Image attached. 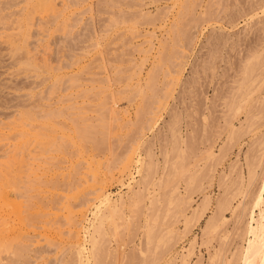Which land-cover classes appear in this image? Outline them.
<instances>
[{
    "label": "rangeland",
    "instance_id": "374dc122",
    "mask_svg": "<svg viewBox=\"0 0 264 264\" xmlns=\"http://www.w3.org/2000/svg\"><path fill=\"white\" fill-rule=\"evenodd\" d=\"M128 1H133L132 5L138 4L139 7H130L127 0H53L54 12H31L32 19L26 35H23L18 27L30 14L29 7L35 0H0V194L5 198H0V219L7 217L8 219L3 218L4 221L13 220V223L9 222V225L12 224L9 227L13 228L15 225L14 232L7 234L8 239L3 236L6 242L10 241L9 245L8 242L6 244L8 246H5V241L0 237V242L3 240L4 244L0 243L1 247L5 246L0 248V264H73L70 263L73 256L69 246L74 239L70 237V233L77 231L81 240L84 239L89 221L93 220L94 206L97 205L95 193L105 192L113 200L119 195L126 198L128 171L120 172L117 169L105 174L104 165L112 158L111 153L121 154L132 146L128 170H131L134 179L138 180L137 170L141 167V150L145 142L150 140L153 143L155 159L162 161L160 150L170 141L166 130L170 115L179 118L180 134L184 140L187 138L188 148L193 145L195 150H190L193 153L187 150L186 154L189 156L192 153V160L197 161L194 166L198 171L196 183L202 180L200 178H203L207 171L210 170L211 174L209 183H203L204 189L194 187L195 189L190 191L191 207H197L203 196L209 197L210 203L199 221H192L186 232L184 217L179 214L172 217V211L169 212L170 216L166 217L168 207L165 203L162 204L161 222L173 223L177 236L171 250L158 264H165L169 258H174L176 264H208L209 254L220 248V239L218 238L217 242L216 236L220 237L221 234H212V237L216 235L214 238L211 235L204 238L201 229L212 215L216 199L222 194L223 189L219 188L218 183L219 176L228 175L229 164L236 160L235 168H241L247 176L244 156L250 146L253 147L250 150L251 157L263 153L264 158V150H258V144L261 141L264 143V105L259 104L264 96V78L259 82L262 85L261 92L259 89L260 93L257 91L253 94L254 97L252 96L253 100L259 98L258 101L254 100L257 106L251 104L252 109L248 104L238 119L233 121V124L239 127L250 109L260 111L256 113L258 116L255 111H251L254 117H251L250 113L253 119L248 127L252 129L249 128L248 133L241 135L232 144L229 143L218 161L210 162L205 157L206 151L219 154V149L225 142L226 132H221V129L224 126V113L228 117L226 103L230 102L231 92L242 82L244 71L241 68H244L251 54H264V7H259V3L264 0H195L199 20L187 27L190 39L187 41L184 37L183 41L179 40L176 45L172 37L175 33L168 36V30L180 9L173 0ZM139 10L156 19L159 18L158 13L162 12L163 20H156L153 24L145 22L136 15ZM130 11L135 15L136 20L132 16L135 21H131ZM108 25L107 37L104 29ZM112 25L115 28H111ZM133 32L130 36L134 39L131 37V41L128 34ZM170 37L172 41H169ZM146 40H151V49L148 48L147 42L143 43ZM164 40L170 42L167 43L169 49L165 50L167 56L166 52L164 56L159 53L161 48L158 45ZM15 45L19 47L17 52L11 49ZM123 49L130 53L127 60L130 58L131 64V61H134L135 65L139 62L136 66L141 67H137L136 71L141 72L142 79L156 63L154 76L157 80L152 88L145 92V99L156 92L153 100L150 96L146 103L153 102L155 95L161 97L165 87L169 86V93L166 98L160 100L161 104L150 106L152 109L157 108V112L153 111L156 112L154 117L157 123L152 129H141L135 120V112L143 97L130 98L126 97L127 95L115 94L111 109L116 121H110L111 134L107 141L96 149L91 141L79 137L78 130L87 125L96 128L99 125L96 119L101 113L107 119L108 111L98 110L96 106V92L107 87L111 93H116L118 89L125 87L124 76L129 73L121 67L125 66L130 70L131 64L125 62L124 57L127 54L123 55L126 52ZM144 50H147L146 54ZM105 51L109 52L106 54ZM117 53L123 56L115 58ZM156 55L158 57L154 59ZM118 58L124 59V62L121 63ZM158 58L165 63H161L159 68L156 62L159 61ZM163 59L169 61L165 62ZM134 64L131 67H134ZM169 69L177 70L178 73L167 76L164 73ZM118 70H124L126 75L123 72L124 75L118 76ZM93 74L95 82L91 79ZM116 75L119 78L123 76L125 81L118 79L116 84V80H113ZM98 79L108 82L103 83ZM114 82L116 85L112 84ZM259 84L257 87H260ZM238 93L239 91L235 96ZM258 106H262V109ZM151 116L152 114H148L145 117ZM101 136L98 133L91 135L92 138L98 139ZM175 155L177 156L173 153L171 158ZM256 172L259 177L252 182L249 192L258 186L261 169L258 168ZM93 173L95 180L92 178ZM160 175L161 166L155 177ZM185 186L184 180L177 182L178 192L182 196L187 193ZM154 189V186L150 187L149 192ZM3 199L7 200V204L2 203ZM236 205L237 203L234 204ZM185 213L189 216L191 208H186ZM235 215H238V210ZM226 217L229 222L227 228L233 232L234 221L238 218H233L231 211ZM144 220L142 212L130 213L125 209L122 218L116 219L117 227L113 230L115 234L108 229L109 223H105V246L108 255L103 251L102 264H141L138 248L143 242ZM162 228L160 235L166 232L165 227ZM20 242L27 248H24L25 251L23 248L18 250ZM233 242L238 243L239 238ZM160 244L161 247L163 245L160 242L157 251L161 249ZM190 244H193L192 253L186 262L182 263L180 255ZM16 245L18 249H15ZM231 248L232 246L229 251L225 248L222 252L228 255ZM13 250L17 252L14 253ZM15 254L18 256H14ZM147 261L150 259L147 258Z\"/></svg>",
    "mask_w": 264,
    "mask_h": 264
},
{
    "label": "bare ground",
    "instance_id": "6f19581e",
    "mask_svg": "<svg viewBox=\"0 0 264 264\" xmlns=\"http://www.w3.org/2000/svg\"><path fill=\"white\" fill-rule=\"evenodd\" d=\"M120 1H122V0H120ZM170 1H172V0H170ZM127 2H129V1L127 0ZM131 2L134 3L133 1H131ZM131 2H129L130 7L132 5ZM173 2H175V5H178V8H180V9H179V12H177L178 15L176 16L175 21L173 20V23H172L170 29L168 30L169 31L168 36H172V34L175 33L172 37H173V40L175 43V44L174 43L173 44L176 45L184 37L186 38L187 41L190 39V35L187 34V27L189 26L190 23L191 24L197 23L199 20V16L196 15L195 7L197 6V4H196L195 0H173ZM53 3H54L53 0H35V3H32V5L30 4L32 6V7L31 6L29 7L31 9V11H29L30 14L28 13L29 15L25 19L23 17L22 18V19H24L23 23H21L20 26L18 25L19 26L18 29L21 31V33H23V35H26V32L28 30V26H29V22L32 19L31 12L34 13V12H37L38 10L39 11H50V12L53 10V12H54L55 4H53ZM135 3H136V1H135ZM129 5H127V6H129ZM134 5H132V6L136 7L138 4L136 6H134ZM133 7H132V9H133ZM138 7H139V5H138ZM259 7L260 8L264 7V1L259 3ZM128 9H130V8H128ZM162 9H160V11H162ZM167 9H168V7H167ZM163 11H165V9H163ZM157 12H159V11H157ZM162 12L158 13L159 14L158 19H156L153 16H149L148 14H143V12H140V10H139V13H138V11H137V13L136 12L135 13L139 18H141L145 22H150L153 24V22H155L156 20H160V21H161V19L163 20L162 14H164V13H162ZM165 13H167V12H165ZM158 14H156V15H158ZM160 14H161L162 18L160 17ZM167 15H168V13H167ZM167 15H165V17H168ZM198 15H199V13H198ZM129 16H130V19L132 18V16L135 19V15L134 14L132 15L131 11L129 13ZM138 17H137V20H138ZM133 18L131 19V21L136 20V19L134 20ZM166 19L167 18H165V22H166ZM113 22H118V21H113ZM166 25H168V24H166ZM164 26H165V24H164ZM106 27L109 28V25L105 26V29H104V31L106 32L105 35L107 36ZM111 28H115V27H113V25H112ZM124 34H125V32H124ZM133 34H134V32L130 33L128 35L130 36ZM166 34H167V32H166ZM188 35H189V37H188ZM117 37H120V36H117ZM131 37L132 36H130V39H131ZM126 39H127V37H126ZM132 39H134V37H132ZM132 39H131V41H132ZM169 39H171V37ZM166 40H164V41H166ZM164 41H161L160 45H158L159 48H161L159 53L161 55L163 54V56L165 55V52L170 47L169 46L167 48V45H168L167 43H170V42H167L168 40L166 42H164ZM169 41H172V39ZM145 42H147V44H149L148 48L151 49V40H146L143 43H145ZM132 47L133 46H131V49H132ZM17 48H19V47L17 45H15L11 49H13L14 52H17ZM148 48H146V49L148 50ZM159 48H157V49L159 50ZM105 49L107 50L106 47H105ZM104 50H103V52H104ZM112 50H114V49H112ZM123 50H124V52L126 51L125 49H123ZM123 50H122V52H123ZM132 50H134V49H132ZM146 51L144 50L143 52L145 53ZM107 52H109V51H107ZM107 52L105 51L106 54H107ZM148 52H150V50ZM120 53H117L119 55L116 54L114 57L115 58H116V56L119 57L122 54V53L121 54ZM156 53H158V52H156ZM125 54H127V56L124 57L125 62L128 61L130 63V61H129L130 58H128V60H127V57H129L128 55L130 53L129 52L127 53V51H126L123 55L125 56ZM160 54H157V55L159 56ZM123 55H121V56H123ZM157 55L154 57V59L158 57ZM161 55H160V57H162ZM251 55L252 56L248 59L247 63L243 66L244 68H241V70L244 71V73L242 71V73L244 74L242 82L239 84L238 87H235L234 91L232 90L234 93L231 92V96L229 97L230 102L226 103L227 111H228V117L224 113V119H223L224 126L221 129V132H223V131L226 132L225 142L220 147L219 154H215L211 151H206L205 157L210 162L218 161L220 159L221 154L224 152L225 147L229 143L232 144L241 135L248 133L249 128H251V127H248L250 120L253 119L251 117H254L253 114L251 113V111H253V110H251V109H250V111H248L245 114V118L243 119V121L240 122L239 127H236L233 124L234 119H236L239 116L241 111L245 110V108H246V106H248V104H250V105L255 104V102H254L255 99L254 100L252 99L254 97L253 94H255L257 91H258V93L261 92L260 88H262V85L259 84V82H261L260 80H262L264 78V54L261 53L259 55H253V54H251ZM166 56H167V52H166ZM172 56H174V55H172ZM248 56H250V54ZM114 57L112 59H114ZM121 58H118V59H120L121 63H122V62H124V59L122 60ZM164 58H166V57H164ZM142 59L140 62H142ZM159 59H161V58H158V60ZM167 59H170V58H167ZM120 60L118 62H120ZM163 60H165V59H163ZM159 61H156L160 64V65H158V63H157L158 68H159V66H162L163 64H165V63H163L164 61H160V62ZM166 61H169V60H165V62ZM115 62H116V60H115ZM128 62H126V63H128ZM131 62H133L132 64H134V61H131ZM144 63H145V60H144ZM161 63H162V65H161ZM28 64H31V63H28ZM153 64H154V62H153ZM26 65H27V63H26ZM131 65H130V67H131ZM136 65L134 64V67H131V68L129 67L130 70H127L125 68V66L121 67V68H124L125 71H127L129 73V74H127V76H124V77H126V82H125L126 85H124L126 87V88L124 87L125 89L124 88L121 90L118 89L116 91V93H115V91L111 93L107 87H105V89H104V88H101L102 86L100 85L101 86L100 88L102 90L100 92L98 91L99 93L96 92L98 95L95 94V96H97L96 106H97L98 110H107L109 115L107 114V119L103 113L99 114L98 117L96 116L97 117L96 120L99 121V125L96 128L91 126V125H87L86 127L82 128V130L80 129L78 131H79V137L81 139H88L89 141H91V143L94 144V147L96 149L98 147L102 146L103 143H105L107 141L108 136L111 134L110 121H116L114 119L115 116H112V114L114 113L113 109H111L112 106L114 105L113 96H115V94L127 95L126 97H130V98L135 97V96L143 97L140 99V103H139V106L141 105V108H139V106H138V108L135 112V120L137 123L140 124L141 129H144V128L152 129L155 126V124L157 123L155 121L156 119L154 117L155 113L157 112V110H156L157 108L152 109V107H150V106H152L153 104H158L161 99H164L167 97V95L169 93V91H168L169 86L165 87V91L163 92L161 97H160V95H155L156 99L153 102L146 103L145 101H147V98H149L151 95L149 97L146 95L147 97L145 99L144 94H145V92H148L150 88H152V86L156 83V80H157V79L155 80V76H154V72H156L154 65H156V63L153 65V67H151L150 70H148V73L144 79L141 78V72L139 70H138L139 73L136 71L137 67L139 66V65L138 66H136ZM135 66H136V68H135ZM29 67H31V66H29ZM140 67H138V68H140ZM31 68L35 69V67H31ZM121 68L118 66V69L120 71L122 70ZM127 68H128V66H127ZM161 69H162V67H161ZM116 70H117V68H115V71ZM119 70L117 71V72H119V73H117V75L118 74L124 75V73L126 75V72H124V70H123L124 73L120 72ZM142 70H143V68H142ZM157 71H158V69H157ZM174 73L176 74V73H178V71L169 69L164 74H166L167 76L168 75L170 76L171 74H174ZM73 76H75V74ZM114 76H115V74H114ZM118 76L116 77L117 79L115 77L113 78L114 81L116 80V84H117L118 79L124 80L122 78L123 76L121 78H119ZM93 77H94V74L91 77V79H94L93 81L95 82V78H93ZM74 78H73V80H74ZM88 78H87V80H88ZM69 79H70V77H69ZM76 79H75V82L72 81L74 84L76 83ZM91 79L89 78L90 81H91ZM100 80L98 79V81H100ZM121 80H120V82L124 83L125 80L124 81H121ZM93 81H91V82H93ZM96 81H97V79H96ZM101 81H103V83L108 82L106 80H101ZM77 82H78V79H77ZM109 82H111V81H109ZM238 82H239V80H238ZM257 82H258L260 87H257V85H258ZM255 83H256V86H255ZM78 84H76V85L79 87L80 84L79 85ZM112 84H115V82ZM120 85H118V86H120ZM155 89H156V87H155ZM259 89H260V92H259ZM263 90H264V87H263L262 91ZM238 91H239L238 95L235 96ZM155 92H154V94H155ZM52 93H51V95H52ZM263 93H264V91L262 92V94ZM154 94L151 96L152 100H153ZM48 97H50V96H48ZM263 97H261V99L259 101V104L261 103L262 106L264 105V99H262ZM256 98L257 99L255 101H258L259 98L258 97H256ZM95 99H96V97H95ZM237 99H238V101L236 102ZM150 100H148V101H150ZM159 104H161V103H159ZM252 105L249 107H252V109H253ZM255 105L257 106V104H255ZM258 107L261 108L260 106H258ZM259 108H258V110H259ZM255 109H257V108L255 107ZM154 110H156L155 113H153ZM254 111H253V113H254ZM263 111H264V109H263ZM258 112L260 113V111H255V114ZM250 113H251V117H250ZM148 114H152V116L151 117H145ZM256 115L258 116L259 114H256ZM262 115H263V112H262ZM170 116H171L170 117L171 119H169V121L166 123L167 124L166 130L168 132L170 141L166 142L163 149L160 150V156H161L162 161L158 162V160L155 159V153L152 150L153 143L150 140L145 142V144H143V148L141 150V153L143 155V158H142V161L140 164L141 167H140V169L137 170V174L139 177L138 180H135L134 177L132 176V171L128 170L130 167V162H131L130 153L132 152L131 149L133 147L130 146L129 148H126V150L121 154L120 153L119 154H116V153L112 154L111 153L110 157H112V158L111 159L109 158V160H107L106 164L104 165L105 174L110 173L111 171H114L117 169L120 172L128 171L129 182L126 185V189H127L126 198H124V196H122V195H119V196H117V199L113 200L111 198V196H109L105 192L99 191V192L95 193L94 199H96L97 205L94 206V211L92 212L93 220L91 222L89 221V227L85 231L86 235H85L84 239L81 240V236L77 233V231L70 233V235H71L70 237H72L74 239L72 244H70V246H69L70 252H71L70 254L73 256V260L70 263H73V264H102L103 263V251H104V254L108 255L107 254L108 252L106 251V246H105V239H106V235H107V233H106L107 228L105 227V223L106 222L109 223L108 229L112 232V234H115V232L113 230L117 227L116 219L120 220L122 218L124 212H125V209H127L128 212H130V213L140 211L144 214L145 220H144V226L142 227L143 242L140 244V248H138L139 255L141 256V259H142L141 264H158L163 259V256L171 250L173 243L175 241V237L177 236V231L173 228V223L168 224L170 222L169 221V222H167V224H168L167 225L166 222L165 223L161 222V212L160 211H161L162 204L165 203L166 206L168 207V211L165 213L166 217L170 216L169 212H171V211L174 212V214L172 213L173 215H171L172 217L176 216V214H179V215L184 217V222H185L184 231L185 232L189 229V225L191 224L192 221H199V219L206 212L207 208L209 207L210 198L207 196H203L201 203L197 207L193 208V207H191L190 191L194 187L199 188V189H204L203 183H209V179L211 177L210 170L207 171V174H205L203 178H200V179H202L201 181L196 183V179H197L196 177L198 176V174H197L198 171H196L194 169V166H195V164H197V161L195 162V160H192V158L190 156L193 153L192 151H190L193 148L192 147L193 145H190L191 148L190 147L188 148L187 142H186L187 138H186V140H184L183 137L181 136L180 131H179V121H178L179 118L174 116V115H170ZM259 118H263V117H259ZM254 120H256V119H254ZM239 121H240V119H239ZM254 123L255 122H253V124ZM250 125H252V123ZM252 127H253V125H252ZM97 133L101 134L102 138L100 137V139H98L97 137H94L95 138L94 139L91 137L92 134L95 135ZM262 140H264V139L262 138ZM251 143L255 144L256 142L255 143L251 142ZM252 148L253 147L250 146L249 150L246 152V154L244 156V165H245V168L247 171V176L244 175L241 168H239V169L235 168L237 160L233 161L229 164L230 172L228 175L221 174L219 176L218 183H219V188L223 189L222 194L219 195V197L216 199L212 215L206 221L205 226L201 229L202 237H204V238H206L210 235L212 237V234H216V235H217V233H218V235L221 234L220 237L213 235L214 237L215 236L217 237V239L215 238L217 240V242L220 239V242H219L220 244L218 243L219 244L218 247L220 246V248L215 249V251L213 249L214 253L211 255L209 254L208 261H207L208 264H264V158H262L263 153H261L257 157H255V156L251 157L250 154L252 151H250V150ZM258 148H256V149H258L260 151L264 150L263 141H261L258 144ZM187 150H189V152H192L189 155L190 157L187 156V154H186ZM193 150H194V148H193ZM194 152H195V150H194ZM173 153L177 154V156L175 155L174 157L172 156L173 158H171V155ZM185 155H186V157H185ZM14 156H16V155H14ZM14 156H12V157H14ZM16 157H18V156H16ZM13 161H15V160H13ZM159 163H161V165ZM159 166H161V175L158 177H155V174L157 173ZM258 168L261 169V174H260L258 186L256 189H254L255 191L252 190L253 192L252 191L249 192L250 191L249 188H250L252 182L255 179H257V177H259L257 172H256ZM88 169H90V167H88ZM232 173H234V174H232ZM92 178L94 180L96 178L94 173H93ZM180 180H184V183L186 184L185 188L187 190V193L185 196L184 195L182 196L178 192L177 182H179ZM245 181H247L246 184H244ZM132 184H134V185H132ZM152 186H154L155 189L152 192H149V189ZM97 190H95V191H97ZM0 198L1 199L4 198L2 194H0ZM4 199H3L2 203L5 205V204H7V200L5 201ZM235 203H237L236 206H234ZM8 206H10V205H8ZM11 207H13V206H11ZM186 208L187 209L191 208V213L189 216H187L185 213ZM173 209L175 211H173ZM237 210H238V215H235ZM229 211H231L233 218H235V217L238 218V220L234 221V228H233L234 231L233 232H230L227 228L229 222H228V219L226 216L229 213ZM3 218L4 217H1V219H0V234H1L0 237L3 238V240H4V238L6 236H8V235H10V233L14 232V226L15 225L13 226V228L9 227L12 225V224L9 225L10 224L9 222L12 221V223H13V220L8 222V221H4V219H6L7 217H5L4 219ZM162 219H163V221L165 220V218H162ZM170 220H171V217H170ZM171 222H173V221H171ZM77 226H79V224H77ZM162 227H165V230H166L164 235L159 234L160 230L163 229ZM16 229H15V231H16ZM3 236H5V237H3ZM214 237H212V238H214ZM236 238H239L238 243L233 242L234 239H236ZM12 239H13V236H12ZM3 240H1L2 241V242H0L1 244H3ZM9 240H11V239H9ZM4 241H5L4 242L5 246H8L10 241L7 240L8 245H6L7 244L6 240H4ZM160 242H162L163 245L161 247V244H160L159 247H161V249L159 248V250L157 251V247H158ZM20 243H21V244H19L20 248L18 249V246L16 245L17 248H15V249H18V250H21V248L27 249L24 245H22V242H20ZM5 246L1 247V245H0V248H4ZM230 246H232V248H231L229 254L225 255L223 253L225 251V248H226V251L227 250L229 251ZM192 248H193V244H190V247L186 251H184L185 253L183 252L180 255V261L182 263H185L187 257H189V255H191ZM25 249H24V251H25ZM13 252L16 253L17 251L13 250ZM68 252H69V250H68ZM14 256H18V255L15 254ZM149 256H150V258H149ZM147 258L150 259V261H147ZM165 264H176V262H175L174 258L173 259L169 258L165 261Z\"/></svg>",
    "mask_w": 264,
    "mask_h": 264
}]
</instances>
